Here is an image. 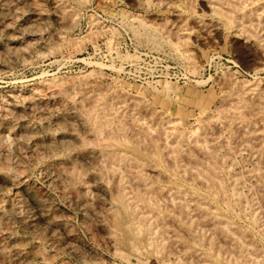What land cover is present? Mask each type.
<instances>
[{
  "label": "rangeland",
  "instance_id": "rangeland-1",
  "mask_svg": "<svg viewBox=\"0 0 264 264\" xmlns=\"http://www.w3.org/2000/svg\"><path fill=\"white\" fill-rule=\"evenodd\" d=\"M59 1L61 2L59 3ZM185 1L187 3H185ZM0 2H2L0 3V18H1L0 19V27H1L0 28V95H1L0 100H3L6 104L9 103L10 105L11 102H8V101L9 100L13 101L14 94H17L18 96L19 95L22 96L24 91L27 93H30L31 87H32V91H34L33 90L34 87L37 90H40L43 88L41 92L43 91V93L48 94L49 91L53 89L51 88V86L54 85L53 83L57 81L60 83V81H62L61 87H63L65 91L67 89L68 91L67 93L71 94L72 96L74 95V97L76 98L78 97L77 95H80V94L90 95V94H98L100 92L106 93L108 97H111V96L113 97V94L123 95L128 103L133 98H136V99L138 98L139 100H141L140 101L141 104L142 102H144L145 104L143 103V105L145 106L149 105L147 107H149L151 110L153 109L152 114L149 113L150 115H152L153 118L150 117L152 120L148 118V116H146V114L148 115V112L145 110H139V112H142V111H145V112H142L141 114L138 112L140 114V115L138 114V116H142L143 114L142 117L144 118V116H146L147 118V119L144 118L143 121L147 123L148 125L154 124L153 126L156 128H158V125H156L155 123H159L162 121L164 125L166 124V130H169L170 129L169 127H173V126L174 127L177 126L178 128H180V130L179 129L177 130L183 133L189 132V131L194 132L193 130H195V132H199L201 130V132L204 131L206 133L209 139L211 135L210 134L211 130H212V133L216 131L215 136L219 140L217 143H215L214 149H216L215 153L218 155V157H220L219 159H221V163L222 164L224 163L223 164L224 166L221 165L222 168H220L219 166L216 168V170L219 169V172H220V174L217 173L219 175L218 178L219 177L223 178V179L219 178V182L221 181L219 184L221 185L220 188L223 189V190L221 189L222 190L221 193L224 194V198H226V200L224 198L223 199L221 198L222 200L216 199L214 201V205L218 203L216 204V206L218 209H220L219 210L220 213L224 212L223 214H221L223 218L228 219L229 221H232V223L234 222V224L236 223L235 225L240 224V226L238 227H241L242 229L245 228V230L243 229L245 231V234L247 235L249 233L247 237L252 239V242H254V245L257 248L258 252L259 253L264 252V250H262L264 249V247H261V246H264V229H262L264 228V217H262L264 216L262 215L264 213L260 214V216L262 217V219H260L261 226L254 225L251 220V216L254 212V207H256L258 204H264L261 202V200H259V197L257 195L258 191L256 190L258 189L257 186L259 185V183L258 182L256 183V179L254 178L256 176H253L255 171H251V170L253 168H254L253 170H256L257 168L256 171H259V170L264 171V164H261L260 161L255 160L256 158L254 156H251L252 153L242 142L244 141V138L241 135L243 134L242 133V130L244 128L243 124L247 122V120L252 121V119H254L253 117H254L255 109L258 108L257 105L259 104V107H260L262 105L261 102H264V98H262V96H264V56H262L264 55L262 54V51H264V42H262L264 41L262 40L264 38L262 37H264V35H262V33L264 32H262L261 28L260 29L257 28L258 30H261V31H258L257 29L255 31V34L258 35V40H259L258 42H260L258 45H256L260 48V49L258 48L259 49L258 50L257 47L255 49V44L253 43L254 38L253 39L251 38L253 37L252 33L250 34L246 33L248 37L247 38L245 36V32L238 30L234 26L232 27L230 25H227L226 21L224 20L225 18L223 17V15L213 14V12L211 11V8L208 7L205 0H165V1L164 0H58V3L60 4V6L58 4H57L58 6L55 5L51 0H0ZM15 2H17V5ZM5 12L8 14H6ZM196 21L198 22L196 23ZM34 22H36L38 26L36 24L33 25ZM213 24H215L214 26H217V27H214ZM209 26H212V27L209 28ZM9 30L11 31V33ZM240 32H243V33H240ZM256 32H259V33L257 34ZM36 38H39V39L37 40ZM249 38H251L252 40ZM30 39L33 41V43L32 41H30ZM187 41L188 43H186ZM177 43L178 44L182 43V44L181 45L179 44L178 46H176ZM252 43L254 44V46ZM250 44H252L253 48L251 47ZM181 46L183 47L181 48ZM25 50H27L28 52ZM4 55H6V57ZM230 80L231 82H229ZM48 83H50L51 85L50 84L48 85ZM63 83L66 85L65 87ZM231 83L232 84L234 83L236 87L238 86V84L241 83L239 85L240 87L238 86L237 88V90L238 89L240 90L237 91L236 87L234 86L235 87L234 88ZM45 84H46V87H45ZM83 85H85L86 87L85 86L83 87ZM24 88L26 89L23 90ZM230 88H231V91H230ZM250 88L254 89V93L252 91L253 89L251 90ZM74 89L75 90L77 89L78 91L77 90L75 91ZM225 89L227 92L225 91ZM246 89H247V92H246ZM3 92H6V93H3ZM74 92L78 94L75 95ZM27 93H24V95ZM250 93L254 95H251ZM225 94L227 96H225ZM243 94L245 96H243ZM231 95L234 96L236 100L237 99L239 100V98L241 100L244 97H248L251 101L248 98H246L244 103L242 102V104H244L245 106L246 104H248L247 106L248 109L252 108L251 106H255V105H252V102H254L253 104H256L257 107H253L255 109L253 108L250 109L252 110L251 112L253 114L250 111H248V109L243 105V107H245V109L247 110H244L243 107H242L243 109L241 108V110H243V115L245 116V117L243 116L244 118L242 120L239 119L236 121V119H233L235 122L233 120L231 121L232 116L230 113H228V117L230 118L229 120L226 118V114H223L225 115L224 116L225 118H224L223 115H221L223 113L222 111L227 110V108H229L230 110L231 109L230 107L234 104L233 102H228V101L235 100ZM257 95H259L258 97L261 96L262 101H260L261 100L260 98H257ZM3 96L6 97L7 100H5L6 98H4ZM8 96H10V98ZM117 96H115V98ZM247 99L250 102L246 101ZM222 100L224 102L226 100L227 101L223 103ZM236 100H235V103H236ZM51 101L54 103H52ZM51 101H49L51 103H48L46 109H44L43 111L49 108L48 111L54 110L53 113L58 112L57 111L58 107H60L58 104V101L57 103H55L54 100H51ZM226 103L228 106L227 108L224 106L226 105ZM25 104H27L26 101L25 103L24 102L21 103L20 107L22 108V110H19L17 112L10 111L9 113H7L8 115H6L8 116L7 120L9 119L8 121L10 123L12 122L11 124L14 123V127L17 126L16 129L19 128V125L21 124V122H24L27 119L25 122L29 123L30 119H32L31 114L30 112H28L29 110L26 109L27 107ZM235 105L236 104H234L233 106ZM220 107L223 109L224 108L226 109L223 110ZM0 109H2L1 104H0ZM260 109L264 111V106L260 107ZM43 111L37 110L36 113H38L37 115L39 114L41 115ZM246 111L248 112L247 114H246ZM153 112H154V115H153ZM217 112L218 113L221 112L219 113V115L220 117L224 118V119L221 118L224 121L220 119L219 121L221 122L218 124L220 128L218 127V129H215L216 127L215 125L214 129H212L213 127L211 126L214 125V121L215 120L217 121V119H219V115L217 114ZM210 115L212 119L210 118ZM247 115H251V117ZM155 116H157V118L160 119L159 122H156L157 118ZM159 116H162V118L163 117L164 118L167 117V118L162 119ZM249 117L250 119L251 118L252 119L249 120ZM154 118L156 119L155 122H154ZM207 119H209V121ZM146 120H149V121L146 122ZM31 121L34 123V120H31ZM211 121L213 125L209 123ZM207 122L209 123V125ZM224 122L225 123L230 122L228 123V125L226 124L227 127H229L228 128L229 130L225 126ZM229 124H231L232 126L234 125L233 128L235 129L238 128V129L234 130L232 126ZM193 126L195 128H193L192 130ZM200 126L202 127L201 129H200ZM203 126H205L206 128H204ZM224 126L226 127L228 131L232 132V137L230 134L231 132L224 130L225 129ZM42 129L38 130V135L40 134L41 137L43 136V134L46 133V129L45 128H42ZM181 129L182 130L185 129V131H182ZM213 130L215 131L213 132ZM218 130L219 131L221 130V131L219 132ZM260 131L264 132V128H262ZM0 132H1L0 134L2 135V136L0 135V142H1L0 149H3L2 147L5 146L4 149L0 151L1 152L0 153V168L4 166L5 162H10V163H12L13 161L17 162L18 159L20 158V154L25 153V155H28V156L29 154H31L28 151V149L21 146L24 143V141L26 142V140H28L29 138L26 134H23L24 136L21 135L22 137L18 138L8 132H2V131ZM218 132L222 136L218 137L219 136ZM235 135H236V139H234ZM239 138L242 140H240ZM222 139L223 140L226 139L225 142H227L228 140L227 144H229V148L230 149L232 148L231 150H234V151L229 152L230 149L228 148V145L224 146L225 143L221 142ZM238 141H241L242 143ZM218 143H220V146L221 145L223 146V147L219 146L220 150L217 149L219 145ZM6 145L8 146V148ZM234 146H235V149H233ZM5 150L9 157L6 155ZM217 150H219V152H217ZM222 152L224 156H222L221 154ZM230 153L232 154V160L231 159H230L231 161L228 160L230 157H228L227 160L224 159L226 158V155H229ZM221 156L224 157L223 160ZM1 158L3 159L1 160ZM4 158H6L7 160L5 159L4 161ZM33 166H31V169L28 168V173L26 170L25 171L26 174L22 173L20 177H17L18 173H16V171L13 170V172L11 173V177L13 178V180L16 179L17 177L16 181H18V183L15 180L12 181L13 183L11 181L10 182L6 181L4 180L5 177H3L5 175H2L3 173L0 174V176L4 178V179L2 178L0 179L1 180L0 181V200L4 203V204L0 203V205L8 206V204L10 205L14 203L13 201L19 202L20 200V202L23 204H20V203L18 204L21 206H24V207L19 206L20 208H22L20 210L21 212L25 211V213L23 212L22 214L26 218H30V219L32 218L35 221V219H37L36 217H37L38 211L35 208V206L32 204V202L22 192L23 188L30 187L31 190L35 189L34 190L35 192L32 190L34 195L36 196L43 195L42 197L44 201L45 200L49 201V202L46 201V204H48L50 208L54 207L52 209H55V210L58 209L57 210L59 213L58 216L61 218V220L63 219L62 221H65L66 225L68 226L70 230L69 231L70 234L73 235L72 237L74 238L72 239V241H70L62 233H59L58 231L55 232V236L54 234H52L53 236L50 235L51 232H49L47 226L45 224H42V222L39 220L36 221L34 225L35 226L34 229L25 228V227H22L21 225L18 226L16 220H14L15 218L8 214L9 216L7 215L6 219H4L3 222L2 221L0 222V227L3 228V229L0 228V231H1L0 234L2 233L0 235V240H3L4 237L6 239L11 234V236L9 237L10 242L16 244V241H17L18 242L17 244H20V245L23 243L22 246L24 247V249H27L24 251V253L27 256H29L30 259L34 260V261L30 260L23 253L24 259L26 256V259L23 260V262L24 261L26 262V263L24 262L25 264H28L27 263L28 260H29V264H32V263L33 264H39V263L40 264H45V263L46 264L48 263L49 264H55V263L56 264H64V263L65 264L67 263L68 264L69 263L70 264H98V263L99 264H115V263L116 264H184L181 262L177 263V262L171 261V259L163 260V258L161 259L157 257L156 255L152 254L151 252H149L148 250H144V249H141L139 254L133 253L127 247L115 244L118 250H122L123 253L128 254L125 256L126 257L125 260H124L125 257L122 258L119 254L117 256L114 251L115 247H113L111 243H108L109 241L106 240V236L104 232L102 231V229L99 226H97L96 223H94L96 221L94 219L93 220L91 219L94 224L90 225L91 223H89V221L87 222V219H84L85 218L84 216H86V214L89 213L87 210H85L86 208L81 206L77 202H74V200L70 199V197L67 199L68 196L64 195V193L60 190L61 188L58 184L56 186V183L51 184L50 181L47 182L48 178L45 177L44 163L41 162V164L38 163L37 165L35 164V167ZM227 166H230V167H228L229 170L227 169L226 171L224 167H227ZM162 169L164 171L163 173L169 174V175L171 173L170 176L174 177V174L168 165H165ZM221 169L222 170L225 169L224 173ZM38 172L40 173L41 176L39 175ZM41 173H43L44 175ZM233 173H235L237 176H235V174ZM229 177L234 179L233 182H231V183H234L233 187L235 185L236 177H237V180L238 178L240 179V182L239 180L237 181L239 184H237L238 186L236 185V187L237 188L241 187L240 190L242 191L243 194L241 196V192H239L240 191L239 190L238 192H239L240 197H243V195H246L244 196L245 199L241 198L242 201L241 200L239 201L240 202L239 204L240 206L238 205L239 207L237 205L234 206L235 199L234 197L232 198L233 188L228 187L230 183L229 181H232L230 180L231 178ZM224 179L226 181H224ZM241 179H243V182H241L242 181ZM183 184L187 190L189 189L188 191L190 192L200 193V194L202 193L201 195L205 194V191L203 189L201 190V188L203 187L201 185L199 186V183H195L194 185V184H188V183L183 182ZM14 185L16 188L14 187ZM35 187H38V188L40 187V189L35 188ZM16 190L18 192H22V195H20L21 193L20 194L18 193L17 195ZM253 191L255 193H253ZM37 192L38 193L40 192L39 193L40 195L37 194ZM44 192L46 195L43 194ZM96 196L93 195L91 197L90 208L95 209V211L96 210L100 211L102 208V202L100 203L99 201H101L102 198H100V196L99 197L97 196V199H96ZM249 196L250 197L252 196V197L250 198ZM17 197L19 198V200ZM45 197H48L50 200L48 198L45 199ZM3 198L5 200H3ZM99 198L101 200H99ZM253 198H256V199H253ZM21 199H26V200H21ZM231 200L233 201L231 202ZM245 200L247 201L250 200V201L245 203ZM251 200H254V201L251 202ZM255 200H258L257 205H256ZM5 201H7V203H5ZM219 201L220 202L222 201L220 205H219ZM98 204H101V205H98ZM241 204H244V206L246 205L244 211H246L247 213L242 212L243 211L242 208H244V206H241ZM251 204L254 207H252ZM223 205H226V206H223ZM231 207H234V209L232 208L233 211ZM235 207L236 208L238 207L237 208L238 213ZM252 208H253V211H252ZM85 212L87 213L84 214ZM80 214H82V216ZM7 221L8 223L10 221H11L10 223H13V222L15 223L8 224ZM6 224L8 226L12 225L11 227L10 226L9 227L13 229L8 230L9 227L8 226L6 227ZM88 225H90L91 227H89ZM87 228L89 229V231ZM23 230L25 233H23ZM34 231L35 232L38 231V232L34 233ZM4 232L6 235L4 234ZM13 235H14V238L12 237ZM250 235L251 236L253 235V237L251 238ZM52 238H56L59 241V243L55 244L54 241H52L54 240ZM73 242L75 244H73ZM195 242H193V247H192L194 250V253H193L194 257H189L188 262L186 263L195 264L193 263L196 261L195 256H203L205 259H207L206 261L209 262L210 264L212 263L220 264L217 262L215 255H213L214 253L211 251L209 252V250L201 243L199 239L196 243ZM34 245H37L36 247L40 246L39 249L41 248L46 249L45 251L44 250L42 251L41 249V252L43 253V258H42L43 260L40 259L39 261L38 259L39 257H36L32 253L33 252L32 250L35 247ZM194 245H198V246H194ZM29 248L32 249L31 253H28V251L30 250ZM178 249L179 248H176L174 252H176ZM198 250L199 252L200 251L201 252L199 253ZM46 252L49 254V256L47 255ZM86 254H87V257H86ZM262 255H264V253L260 254L261 261L264 262V260H262L264 256ZM76 256H79V257H76ZM81 257L82 259H80ZM192 258L194 259V261ZM160 259H161V262L159 261ZM23 262L21 264H23ZM204 263L205 262L201 264H204ZM196 264H200V263L196 262Z\"/></svg>",
  "mask_w": 264,
  "mask_h": 264
},
{
  "label": "bare ground",
  "instance_id": "bare-ground-1",
  "mask_svg": "<svg viewBox=\"0 0 264 264\" xmlns=\"http://www.w3.org/2000/svg\"><path fill=\"white\" fill-rule=\"evenodd\" d=\"M51 1L55 5L58 4L60 6L59 3L61 1H59V3H58V0H51ZM205 1H206V4L208 5V7L211 8V11L213 12V14L223 15V17L225 18L224 20L226 21L227 25H230L232 27L234 26L238 30L245 32L246 37H247L246 33H249V34L252 33L253 37H251V36L250 37L252 39L254 38L253 39L254 42L253 41L252 42L255 44V49H256V47H257V49L259 48L258 46H256L260 42H258L259 41L258 35L255 34V31L257 28H259V29L261 28L262 32H264V0H205ZM0 3H2V2H0ZM15 3L17 5V2H15ZM185 3H187V2L185 1ZM52 8H54V7H52ZM191 8H192V6H191ZM188 10H189V8H188ZM1 11H3V10H1ZM15 11H16V9H15ZM37 12H39V11H37ZM6 14H8V13H6ZM14 16H16V15H14ZM26 16H27V14H26ZM35 17H37V16H35ZM66 21H68V20H66ZM197 22L198 21H196V23ZM6 23H8V22H6ZM34 24H36L38 26V24L36 22H34L33 25ZM184 24H185V22H184ZM214 25L215 24H213V26ZM210 27H212V26H209V28ZM214 27H217V26H214ZM261 30H258V31H261ZM28 32H26V33H28ZM243 32H240V33H243ZM10 33H11V31H10ZM30 33H32V32H30ZM256 33L258 34L259 32H256ZM261 33H260V35H261ZM262 35H264V33H262ZM147 36H148V34H147ZM212 36H213V34H212ZM259 37H261V36H259ZM251 38H249V39H251ZM262 38H264V37H262ZM27 39H28V37H27ZM36 39L38 40L39 38H36ZM262 40H264V39H262ZM30 41H32V40L30 39ZM182 41H183V39H182ZM262 42H264V41H262ZM32 43H33V41H32ZM186 43H188V41ZM179 44L177 43L176 46H178ZM252 44H250V45L253 48L254 44H253V46H252ZM182 47L183 46H181V48ZM31 50H33V49H31ZM261 50H262V48H261ZM20 51H21V49H20ZM25 51H27V50H25ZM262 54H264V51H262ZM4 56L6 57V55H4ZM262 56H264V55H262ZM79 79H81V78H79ZM255 81H256V79H255ZM61 82L62 81H60V83H59L57 81V82L53 83L54 85L51 86V88H53V89L51 91H49L48 94L43 93V91L41 92V90H43V88L42 89L39 88L40 90H37L34 87V89H33L34 91H32V87H31V89H30L31 92L27 93L24 91V93H27V94L24 95V93H23L22 96H20V95L18 96L17 94L13 95V93H12L13 101L12 100L8 101V102L12 103V104L10 103V105H9V103L6 104L3 100H0L1 101L0 104L2 107V109H0L1 110L0 111V131L8 132V133H10V134H12L18 138L22 137L21 135L26 134L29 138H28V140H26V142L24 141V143L21 146L28 149V151L31 153V154H29V156L25 155V153L20 154V158L18 159L17 162L16 161L15 162L13 161L14 163L13 162L12 163L5 162L4 166L3 167L1 166L2 168H0V174L3 173L2 175H5V176H3V177H5V179L1 176H0V179L2 178L8 182H10V181L12 182L14 180L16 181L17 177H20V175L22 173H25L26 170L28 173V168L31 169V166L34 165L33 167H35V164L36 165L38 163L41 164V162L44 163L45 177L48 178L47 182L50 181L51 184L56 183V186L58 184L61 188L60 190L64 193V195L68 196L67 199L70 197V199L74 200V202H77L78 204H80L81 206L86 208L85 210H87L89 213L88 214H86L87 212L84 213V214H86V216H84L85 217L84 219H87V222L89 221V223H91L90 225H93L94 223H96L97 226H99L102 229V231L104 232V234L106 236V240L109 241L108 243H111L113 245V247H115L114 248L115 254L117 256L119 254L122 258L128 254L123 253L122 250H118L116 248L115 244L120 245V246H125L133 253L139 254L141 249H144V250H148L149 252H151L152 254L156 255L157 257H159L161 259L163 258V260L164 259L165 260L171 259V261H174L177 263L181 262L184 264H188V263H186V262H188V258L194 257L193 256L194 250L192 248L193 242H195L196 240L198 241V239H199L201 241V243L209 250V252L211 251L214 253L213 255H215L217 262L220 264H248V262H249V264H262V263H264L261 261V256H260V254H262L264 252H262V251H261L262 253L258 252L257 248L254 245V242H252V239L247 237L249 233L247 232L248 234L247 235L245 234V231H244L245 228H243L244 229L243 230L241 227H238V226H240V224L235 225L236 223L234 224V222L232 223V221H229L228 219L223 218V216L221 214H223L224 212L223 213L219 212L220 209H218L216 206V204H218V203H216L214 205V201L216 199L219 200L221 198L222 199L224 198V194L221 193L223 189L220 188L221 185L219 184L221 182V181L219 182V178H222V177L218 178L219 175L217 173L220 174V172H219V169L216 170V168L219 166H220V168H222L221 165H223L224 163L223 164L221 163V159H219L220 157H218V155L215 153L216 149H214V147H215L214 145L219 140L215 136V132H216L215 130H213V132L215 131L214 133H212L211 129H210L211 132L208 131L211 134L210 139L207 137V135L203 131V129H202L203 132H201V130H200L202 128L201 126L199 129L200 131L197 130L200 133L195 132V130H193V128H195L194 126L192 127V130L194 132H192V131L185 132V133L180 132L179 131L180 128H178L177 126L169 127L170 129L166 130V124L164 125V123L162 121L159 122L160 119L157 118V116H155L157 118V120L154 118V122H155V120H156V122H159V123H155L156 125H158V128L154 127L153 126L154 124H151L154 128H156V129H154L151 125H148L147 123H145L143 121L144 118H146V116H148V118H150V117L153 118L152 115H150V114H152L153 109L151 110L149 107H147L149 105H147V106L143 105L144 102H142V104H141L140 103L141 100H139L138 98L137 99L133 98L128 103L123 95L117 94L118 92L116 94L119 97L117 95L113 94L114 98L110 94L109 95L111 97H108V95L104 92H100L98 94H90V95H88V94L87 95H84V94L81 95L80 94V95H77L78 97L76 98V97H74V95L72 96L71 94H68L67 93L68 91L66 88H65L66 89V91H65L64 88L61 87V85H62ZM229 82H231V80ZM50 83H51V81H50ZM50 83H48V85ZM221 83H223V82H221ZM46 84H45V87H46ZM240 84H238V86ZM65 86L66 85L64 84V87ZM84 86L85 85H83V87ZM232 86L236 87V85H234V83L232 84ZM238 86L236 87V90H237ZM248 86H249V84H248ZM80 87H78V88H80ZM115 88H113V89H115ZM25 89L26 88H24L23 90H25ZM105 89H107V88H105ZM23 90H21V91H23ZM44 90H45V88H44ZM238 90H240V89H238ZM241 90H242V88H241ZM225 91H226V89H225ZM230 91H231V88H230ZM252 91L254 93V89ZM246 92H247V89H246ZM3 93H6V92H3ZM74 93H72V94H74ZM259 93H261V92H259ZM76 94H78V93H75V95ZM114 95L117 97L115 98ZM251 95H254V94H251ZM129 96H128V98H129ZM225 96H227V95L225 94ZM243 96H245V95L243 94ZM258 96L259 95H257V98L261 99V96L260 97H258ZM8 97L10 98V96H8ZM232 97L234 98V96H232ZM4 98H6V97H4ZM246 98H248V97H244L241 100H240V98H239V100L238 99L236 100V98H234L236 100V103H235V100L228 101V102H233L236 105L233 106L234 105L233 104L231 106V104H230L231 109L229 110V108H227L228 106L226 103V105H224V106L227 108V110L222 111L221 109H223V108H221V107H220L221 109L219 108L223 112L221 115L226 114V118L229 120L230 118L228 117V113H230L232 116V117L230 116L231 121L233 119H236V121L239 119L242 120L245 117L243 115V110H241V108L244 105V104H242V102L244 103ZM262 98H264V96H262ZM248 99L246 101L250 100V99L249 100ZM252 99H253V97H252ZM260 99H258V100H260ZM5 100H7V98ZM51 100H54V101L56 100L55 103H57V101H58V104L60 106V107L57 106L58 110L55 108L58 111V112L55 111L56 113H53L54 110L53 111L49 110L50 111L49 112L48 111L49 108H47V110L43 111L44 109H46L47 104L52 102ZM25 101L27 103V104H25L27 107L26 109L29 110L28 112H30L32 119H30L29 123L25 122L27 119L24 122H21V124L19 125V128L16 129L17 126L14 127V123L11 124L12 122L10 123L8 121L9 119L7 120L8 116H6V115H8L7 113H9L10 111L17 112L19 110H22L20 105L22 102L25 103ZM49 101H51V102H49ZM260 101H262V99ZM260 101H259V103H260ZM225 102L223 101V103H225ZM52 103H54V102H52ZM253 103L254 102H252V105H255V106H251V107L253 108V107L258 106V108L257 109L253 108V109H255L254 117H253L254 119L251 118L252 121L247 120V122H245L243 124V126H244V128L242 130L243 134H241V135L243 136L244 141H242V142L249 149V151L252 153V155H251V153H250V155L254 156L256 158L255 160L260 161L261 164H264V132L260 131L262 128H264V111L261 110L262 108L260 109V107L264 106V102H261L262 105L260 107H259V104L256 106V104H253ZM250 105H249V107H250ZM247 106H248V104H246L245 107L247 108ZM245 107H243L244 110H247L248 108L245 109ZM226 108H224V109H226ZM252 108H250V109H252ZM250 109H248V111L251 112L252 110H250ZM37 110H42L43 111L42 114L37 115L38 114V113H36ZM139 110L147 111L148 115L146 114V116H144V118L142 117L143 114H142V116H138L139 113L141 114L142 112H145V111L139 112ZM216 111H218V110H216ZM219 113H221V112H219ZM219 113L217 112L218 115H219ZM247 113L248 112L246 111V114ZM158 114H159V112H158ZM214 114H216V113H214ZM153 115H154V112H153ZM251 115H247V116L251 117ZM224 116L225 115H223V117ZM159 117L162 118V116H159ZM250 117H249V120H251ZM166 118H164V119H166ZM210 118L212 119L211 115H210ZM221 118L222 117H220V115H219V119H217V121H219ZM224 118H222V119H224ZM31 120H34V123ZM207 120L209 121V119H207ZM241 120H240V122H241ZM148 121L149 120H146V122H148ZM217 121L216 120L214 121V125L212 124V121L209 122L213 125V126H211V127H213L212 129H214L215 125H216L215 129H218V127H219L218 124L221 121H219V122H217ZM222 121H224V120H222ZM226 122H227V120H226ZM230 122H228V123H230ZM31 123H33V124H31ZM209 123H208V125H209ZM228 123H225L226 127H227ZM229 125H231V124H229ZM235 125H236V123H235ZM240 126H242V125H240ZM203 127L206 128L205 126H203ZM226 127L224 130L228 131L229 127H227L228 130L226 129ZM233 127H234V125L232 126V128ZM42 128L46 129V133L43 134V136L41 137L40 134H39L40 136L38 135V130L42 129ZM177 129H179V130H177ZM233 129L237 130L238 128L237 129L233 128ZM240 129H242V128H240ZM187 130H189V129H187ZM182 131H185V129ZM219 132H218V134H219ZM228 132H231V131H228ZM240 132H241V130H240ZM212 134H214V135H212ZM230 134L232 137V132ZM220 136H222V135L219 134L218 137H220ZM227 137H229V136H227ZM18 138H16V139H18ZM224 138H225V136H224ZM234 139H236V135H235ZM228 140H227V142H228ZM240 140H242V139H240ZM225 141H226V139L221 140V142L225 143L224 146L228 145V148H229V144H227V142H225ZM19 142H20V140H19ZM238 142H241V141H238ZM220 143H218L219 145L217 148L219 150H220V148H219ZM4 147L5 146H3L2 148L4 149ZM220 147H223V146L221 145ZM231 147H232V145H231ZM7 148H8V146H7ZM237 148H238V146H237ZM3 149H0V151ZM231 149L229 150V152L234 151ZM233 149H235V146ZM219 150H217V152H219ZM5 153L7 155L6 150H5ZM221 154H222V156H224L223 152ZM230 154L226 155V158L221 156L222 160H223V158L227 160L228 157H230L228 160H230V159L232 160V154H231V156H230ZM219 155H220V153H219ZM3 157H5V156H3ZM2 159L3 158H1V160ZM5 159L6 158H4V161H5ZM11 161H12V159H11ZM251 163H252V161H251ZM165 165H168L170 167L171 171L174 174V177L170 176L171 175L170 172H169L170 175L163 173L164 171L162 168ZM228 167H230V166L224 167L226 169V171H227ZM253 169L251 171H255V172H254V174L253 173L252 174H253V176H256V177H254L256 179V183L257 182L259 183V185L257 184L258 189L256 188L257 190L256 189L255 190L258 191L257 195L259 197V200H261V202L264 203V171H262V170L256 171L257 168H256V170H253ZM13 170L16 171V173H18L16 179H14V180L11 177V173L13 172ZM224 170H222L223 173H224ZM41 174H43V173H41ZM227 174H225V175H227ZM233 174H235V173H233ZM39 175H40V173H39ZM235 176H237V175L235 174ZM229 178H231V177H229ZM257 178L259 179V181ZM28 179H30V178H28ZM230 180H232V181H229L230 182L229 185L230 184H232V185H230V186L228 185V187L233 188L232 189L233 190L232 198L234 197V199H235V201H234L235 205L234 204L233 205L238 206L240 204L239 201L241 200V198L245 199L244 196H246V195H243L244 198L240 197V195H239V192H241V196L243 194L242 191L240 190L241 187L240 188L236 187V185L239 184L237 181L239 180V182H240L239 178L237 180V177H236L234 187H233L234 183H231V182H233L234 179L231 178ZM241 180H242L241 182H243V179H241ZM182 181L185 183L194 184V185H195V183H199V186L201 185L203 187V188H201V190L203 189L205 191V194L201 195L202 193L200 194V193H194V192L188 191L189 189L187 190L185 188ZM224 181H226V180L224 179ZM16 182L18 183V181H16ZM16 182H15V184H16ZM14 187H15V185H14ZM222 187H223V185H222ZM21 188H23V187H21ZM32 188H34V187H32ZM35 188H38V187H35ZM38 189H40V187ZM32 190L34 191L35 189H32ZM32 190L30 189V187L29 188H23L22 192L32 202V204L37 209V211H38V214L36 217L37 219H35V221H34L32 218L31 219L26 218L22 214L23 212L25 213V211L21 212L20 209H22V208H20V207H24V206H21L18 204V203H20V204H23V203H21L19 198L17 197L19 202L13 201L14 203H12L10 205L8 204V206H1L0 205V222L1 221L3 222V220L6 219L7 215L9 214L15 218L14 220H16L18 226L21 225L22 227H25V228H33L34 229V227H35L34 225H35L36 221L39 220L42 222V224H45L47 226L49 232H51L50 235L54 234V236H55V232L58 231L59 233H62L68 240L72 241V239L74 237H72L73 235L70 234V232H69L70 230H69L68 226L66 225L65 221H62L63 219L61 220V218L58 216V214H59L57 211L58 209H56V210L52 209L54 207L50 208V206L48 204H46V201H48V200L44 201V199L42 197L43 195L41 196L39 194L40 192L39 193L37 192V194H39L40 196L34 195ZM55 190H56V188H55ZM16 192H17V195H18V193L19 194L21 193L20 195H22V192H18L17 190H16ZM253 193H255V192L253 191ZM43 194H45V192ZM93 195L94 196L97 195L98 197L100 196V198H102V200L99 198V200H101L99 202L100 203L102 202V208L100 211H98V210L95 211V209L90 208V202H91L90 200H91V197ZM250 195H252V194H250ZM97 196H96V199H97ZM227 196H228V194H227ZM10 198H12V197H10ZM46 198H48V197H45V199ZM256 198H253V199H256ZM224 199L226 200V198H224ZM3 200H5V199L3 198ZM21 200H26V199H21ZM232 201L233 200H231V202ZM248 201H250V200H248ZM248 201L245 200V203H247ZM252 201H254V200H251V202ZM255 201H256V205H257L258 200H255ZM221 202L219 201V205ZM0 203L2 204L3 202L1 201ZM5 203H7V201H5ZM222 204H221V206H222ZM224 204H226V203H224ZM98 205H101V204H98ZM253 205H254V203H253ZM253 205H252V207H254ZM223 206H226V205H223ZM230 206H231V204H230ZM241 206H244V204H241ZM245 206H244V208H242V207H240V208L243 209L242 212L247 213L246 211H244ZM257 206L254 207V212L251 216V220H252V223L254 225L259 226L260 221H261L260 219H262V217H264V216H262V217L260 216V214L264 213V204H258ZM232 208L234 209V207H231V209ZM233 209H232V211H233ZM61 210H63V209H61ZM239 210H241V209H239ZM224 211H225V209H224ZM236 211L238 213V209ZM252 211H253V208H252ZM31 214H33V213H31ZM29 215H30V213H29ZM80 215L82 216V214H80ZM262 215H264V214H262ZM226 217H228V216H226ZM91 219L92 220L94 219L96 222L93 223ZM7 220H8V218H7ZM4 223H5V221H4ZM4 223H3V225H4ZM7 223H8V221H7ZM13 223H15V222H13ZM13 223H10V224H13ZM38 224H40V223H38ZM67 224H69V223H67ZM90 225H88V226L91 227ZM7 226L8 225L6 224V227ZM10 227L8 228V230L13 229ZM4 228H5V226H4ZM1 229H3V228H1ZM35 229H37V228H35ZM262 229H264V228H262ZM262 229H260V230H262ZM28 231H27V233H28ZM35 231H34V233L38 232V231L37 232H35ZM88 231H89V229H88ZM23 233H25L24 230H23ZM4 234H5V232H4ZM91 234H92V232H91ZM100 234H101V232H100ZM29 235H30V233H29ZM10 236H11V234H10ZM9 237H7L6 239L4 237L3 240H0V264H21L23 262V260L26 259L27 255L24 253V251L27 249H24V247L22 246L23 243L20 245V244H17L18 243L17 241H16V244L10 242ZM12 237L14 238V235ZM252 237H253V235L251 236V238ZM52 239H54V240H52ZM52 239H50V240L54 241L55 244L59 243V241L56 238H52ZM20 241H22V240H20ZM103 241H105V240H103ZM23 242H24V240H23ZM75 242H77V241H75ZM73 244H75V243L73 242ZM34 246L35 247L33 250L29 248L30 250L28 251V253H31V250H32L33 251L32 253L36 257H39L38 259L40 261V259L43 258V253L41 252L42 248L39 249L40 246L39 247H36L37 245H34ZM52 246H54V245H52ZM62 246H63V244H62ZM66 246H68V245H66ZM194 246H198V245H194ZM28 247H29V245H28ZM70 247H71V245H70ZM73 247H75V246H73ZM261 247H264V246H261ZM56 248H57V246H56ZM66 248H68V247H66ZM176 248H179L177 250L178 253H177V251L174 252V250H176ZM43 250L45 251L46 249H42V251ZM110 250H111V248H110ZM262 250H264V249H262ZM198 252H199V250H198ZM23 253H24V255H26L25 259H24ZM201 254H203V253H201ZM34 255H32V256H34ZM47 255L49 256L48 253H47ZM262 256H264V255H262ZM27 257L30 259L29 256H27ZM76 257H79V256H76ZM86 257H87V254H86ZM195 257H196V259H195L196 261L193 262L195 264H196V262H198L200 264L203 262H205V263L207 262L206 261L207 259H205L203 256H195ZM46 259H45V261H46ZM80 259H82V257ZM125 259H126V257L124 258V260ZM161 259L159 260L160 262H161ZM30 260H32V259H30ZM262 260H264V258H262ZM32 261H34V260H32ZM84 261H86V260H84ZM84 261H82V262H84ZM193 261H194V259H193ZM24 262H23V264L26 263V262L25 263ZM86 262H88V261H86ZM27 263L29 264V260ZM189 263H190V261H189ZM207 263L210 264L209 262H207Z\"/></svg>",
  "mask_w": 264,
  "mask_h": 264
}]
</instances>
